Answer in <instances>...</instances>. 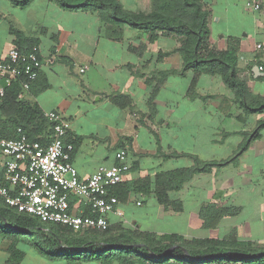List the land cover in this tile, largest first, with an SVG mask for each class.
Here are the masks:
<instances>
[{"label":"crops","instance_id":"obj_1","mask_svg":"<svg viewBox=\"0 0 264 264\" xmlns=\"http://www.w3.org/2000/svg\"><path fill=\"white\" fill-rule=\"evenodd\" d=\"M118 1L128 12L148 14L153 9L152 0ZM202 2L209 13L211 46L225 51L235 41L239 78L264 97V50L257 48H264V0L260 12L247 10L244 0ZM0 28L4 32L0 35V62L15 46L13 30L39 47L43 68L23 99L36 103L43 113L57 112L71 122L67 142L75 146L72 162L82 180L101 166L117 164L120 150L127 151L131 165L121 191L138 182L153 183L161 173L191 167L193 162L186 155L208 161L214 156L219 130L216 120L224 127L235 110H241L229 98L230 89L219 76L201 75L193 89L195 95L193 71L170 75L158 87L162 73L183 66L176 52L181 44L177 36L160 33L151 43L148 34L129 24L108 21L99 12L70 11L53 0H34L23 9L0 0ZM263 140L264 136L254 143L258 146ZM4 162L0 156V185H7ZM146 184L118 199L123 216L111 214V226L143 221L150 225L159 223L167 213H176L158 202L154 185L147 193ZM178 193L170 192V198L185 207ZM73 204L79 214L85 211L78 199ZM9 248L10 242L0 236V264L9 262ZM32 248L19 247L25 254L20 264L28 260L49 264V259ZM30 250L34 259H29Z\"/></svg>","mask_w":264,"mask_h":264},{"label":"trees","instance_id":"obj_2","mask_svg":"<svg viewBox=\"0 0 264 264\" xmlns=\"http://www.w3.org/2000/svg\"><path fill=\"white\" fill-rule=\"evenodd\" d=\"M14 6L26 8L34 0H9ZM60 7L70 11L84 10L99 12L104 19L120 24H129L149 35V41L155 42L162 36H177L180 47L176 50L183 59L179 71L162 73V80L170 75L195 73L192 81V94L198 78L203 74L219 76L223 83L235 95V103L246 115L264 114V97L253 93L246 82L239 78V57L235 41H230L227 50L219 51L210 44L209 13L204 9L202 0H152L150 13H133L123 9L118 0H53ZM16 36L15 46L24 52L36 44L27 40L24 33L13 30ZM264 79V78H263ZM158 89H156L157 92ZM23 92L19 80L6 87L4 97H0V140L17 139L19 129L31 141L47 143L52 133V123L36 103L19 99ZM155 92V93H156ZM154 93V95H155ZM264 131V120L255 130L244 133L245 141L240 144L232 158L223 161H204L196 155H186L193 165L173 172L161 173L152 182H138L121 191V185L112 190L119 200L138 185H147V193L153 191L158 202L167 210L183 212L184 204L170 198V192L179 191L196 175L208 174L213 169H222L237 164L247 152L252 142L260 140ZM123 187V186H122ZM120 189V190H119ZM5 203L0 197V236L10 242L11 258L7 264H20L24 252L20 246H31L52 262L65 264L102 263L109 264H264V248L253 243L241 241H219L213 239L189 241L181 235H158L150 232L88 231L76 233L61 225H36L30 219L14 216L2 209ZM6 205V204H5ZM10 211H16L6 205ZM17 212V211H16ZM19 213V212H18ZM23 214V213H20ZM24 215V214H23ZM27 215V214H25ZM84 216H90L85 207ZM233 215L231 209L218 208L209 204L201 208L200 218L205 227H211L222 218ZM48 229V231L46 230Z\"/></svg>","mask_w":264,"mask_h":264},{"label":"built area","instance_id":"obj_3","mask_svg":"<svg viewBox=\"0 0 264 264\" xmlns=\"http://www.w3.org/2000/svg\"><path fill=\"white\" fill-rule=\"evenodd\" d=\"M244 6L249 11L260 12L262 0H244ZM257 48L264 50L262 45ZM42 68L38 46L27 52L12 47L0 62V97L5 96L6 87L19 80L23 89L19 99H23L38 80ZM85 71L86 67L81 69L82 73ZM44 117L52 123L47 143L31 141L21 129L17 139L0 140L7 183L0 185V197L10 208L39 219L45 226L61 225L76 233L108 230L111 214L123 216L112 190L124 182L131 170L127 151L116 154L117 164L101 166L90 178L82 180L72 162L75 146L67 142L71 122L57 112H45ZM74 198L89 208L90 216H84L83 210L79 214Z\"/></svg>","mask_w":264,"mask_h":264},{"label":"rangeland","instance_id":"obj_4","mask_svg":"<svg viewBox=\"0 0 264 264\" xmlns=\"http://www.w3.org/2000/svg\"><path fill=\"white\" fill-rule=\"evenodd\" d=\"M3 33L0 28V35ZM229 93V98L234 102V93L232 91ZM262 120H264V114L246 115L242 109L235 110L230 123L224 127H221L223 124L221 120L219 122L216 120V127L219 130L215 139L214 156L209 157L208 161H223L232 158L240 144L245 141L243 134L254 131L258 122ZM262 134L264 136V131ZM254 142L251 145H255ZM176 192H179L178 195L185 200L186 210L183 213H167L159 223L152 221L150 225L146 221L129 222L112 225L111 228L113 231L131 230L158 235L176 234L189 241L213 239L230 242L237 240L245 244L251 242L257 247L264 248V140L243 154L237 164H231L222 169L215 168L208 174H199ZM209 204H215L218 208L231 209L233 215L222 218L211 227H205L204 220L200 218V211L202 207ZM1 208L14 216L32 220L39 227L42 225L39 219L33 216L10 211L3 202ZM32 250L37 252L35 248ZM29 254V259H34V253L31 250ZM52 263L65 264L64 262H49V264ZM24 264H34V261L28 260ZM137 264L150 263L137 262ZM171 264L179 263L172 262Z\"/></svg>","mask_w":264,"mask_h":264}]
</instances>
